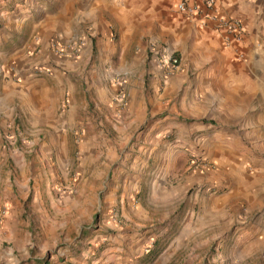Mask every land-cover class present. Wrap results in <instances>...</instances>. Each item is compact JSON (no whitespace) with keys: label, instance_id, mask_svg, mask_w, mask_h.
I'll return each instance as SVG.
<instances>
[{"label":"rangeland","instance_id":"1","mask_svg":"<svg viewBox=\"0 0 264 264\" xmlns=\"http://www.w3.org/2000/svg\"><path fill=\"white\" fill-rule=\"evenodd\" d=\"M88 1L0 0V93L4 83L18 89L34 79L66 91L50 117L66 124L59 134L27 125L16 92L6 100L0 264H102L107 254L110 264H264L261 115L227 125L224 115L186 113L184 84L167 103L162 77L149 74L147 46L166 42L164 20L128 27L107 7L95 27L77 29ZM210 141L237 152L230 181L192 179L217 168Z\"/></svg>","mask_w":264,"mask_h":264},{"label":"crops","instance_id":"2","mask_svg":"<svg viewBox=\"0 0 264 264\" xmlns=\"http://www.w3.org/2000/svg\"><path fill=\"white\" fill-rule=\"evenodd\" d=\"M177 1L90 0L73 24L77 29L86 24L95 27L98 20H104L103 10L107 7L109 12H115L124 24H128V27L135 26L141 20L152 21L160 17L164 20L168 38L166 42L150 39L147 44L148 52L153 46L155 48L162 46L169 52L175 53L180 59V68L165 75L148 55L149 74L154 78L162 77V82L166 84L162 95L168 99L167 103H170L169 100L179 89V85L184 84L191 95L187 102L184 97L188 96V93L183 95L180 102L182 111L190 114L210 112L224 115L227 125H249L248 116L260 114V120L264 125V0H213L211 8H203L200 15L194 18L178 13L175 9ZM231 20L241 24L242 32L239 37L220 28L221 21ZM88 40L89 37L86 36L81 48L83 53ZM63 66L62 73L59 74L65 76L63 72L68 73L70 69L68 63ZM71 66V70H74L77 64ZM57 80L56 78V82ZM47 81V79H34L30 84L18 89L8 82L4 83L1 87L2 94L0 93L2 122L0 125L6 124L5 118L11 110L6 105V100L16 92L22 102H27L28 116L25 117L27 125H31L38 134L42 133L41 125H54L55 131L59 134L58 125L66 124L56 120L51 121L50 117L53 110L58 111L66 91L62 83L49 86V83H53ZM165 130L166 128H162L161 132ZM208 155L211 161L216 163L217 168L212 171H208L209 169H204L202 172L194 171L192 179L196 178L195 174H199L207 182L215 177L218 179L222 177L219 180L224 182L230 181L228 177L236 169L234 161L238 157L237 152L231 146L210 141ZM173 157L172 154L169 159ZM158 177L159 175L154 180V187L155 185L157 187V184L162 185L161 180L166 181L165 174L161 177V182ZM261 177L260 186L264 184V174ZM135 179L132 184L140 188L141 180L138 177ZM165 190L169 192V189ZM260 192L262 193L259 194H263L264 190ZM219 206L215 205L211 211ZM136 214V219L142 220L138 211ZM125 231H128V228L122 229V232ZM104 258L102 264L112 262L110 254L104 255Z\"/></svg>","mask_w":264,"mask_h":264},{"label":"built area","instance_id":"3","mask_svg":"<svg viewBox=\"0 0 264 264\" xmlns=\"http://www.w3.org/2000/svg\"><path fill=\"white\" fill-rule=\"evenodd\" d=\"M213 6V0H178L175 4V9L181 15L194 18L200 15L203 8H211ZM220 28L239 37L242 32L241 24L238 21H221ZM74 47L71 52H75ZM55 55H62L61 48L55 47ZM149 55L152 61L156 64L163 74L167 75L170 72H174L180 68V59L173 52H169L166 48L155 46L149 49Z\"/></svg>","mask_w":264,"mask_h":264},{"label":"trees","instance_id":"4","mask_svg":"<svg viewBox=\"0 0 264 264\" xmlns=\"http://www.w3.org/2000/svg\"><path fill=\"white\" fill-rule=\"evenodd\" d=\"M36 264H44V261H36Z\"/></svg>","mask_w":264,"mask_h":264}]
</instances>
